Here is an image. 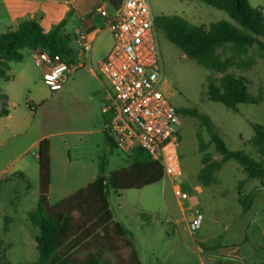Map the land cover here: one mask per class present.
Returning <instances> with one entry per match:
<instances>
[{
  "label": "rangeland",
  "instance_id": "1",
  "mask_svg": "<svg viewBox=\"0 0 264 264\" xmlns=\"http://www.w3.org/2000/svg\"><path fill=\"white\" fill-rule=\"evenodd\" d=\"M248 3L264 13V0ZM148 4L155 18L179 16L193 26L206 28L226 21L237 27L223 11L198 0H148ZM42 26L47 29L45 24ZM108 32L104 29L97 36L90 55L75 53L77 69L58 92L48 90L34 65L33 52L27 49L22 51L20 62L8 63V79L0 80V93L7 95L5 101L0 100V110L4 108L19 118V129L23 132L17 139L10 140L6 135L0 138V239L4 241L0 264H42L31 240L38 230L27 217L37 209V170L31 155L36 149L29 146L38 136H44L49 143L48 205L53 206L90 184L102 164L112 221L132 234L140 264L264 263V185L258 179H246L241 166L230 160L214 174L208 187L200 186L196 175L202 167V155L216 162L221 154L215 151L199 120L178 115L180 182L187 199L178 200L166 178L139 190L115 193L110 188L109 174L128 167L131 160L111 146L104 132L110 119L108 85L93 67L111 48ZM156 41L170 104L175 109H194L205 115L229 151L264 161L250 144L251 124L264 126V58L257 57L252 49L253 65L249 69L228 70L245 79L249 96H261L257 104H238L235 110H230L208 100L205 86L210 72L186 58L158 29ZM70 45L74 47L73 41ZM198 133L206 146L203 153L198 152ZM21 160L29 163L25 169L26 182L16 174ZM248 194L253 198L244 213L239 200L244 202ZM190 208H198L202 214L194 235L183 220ZM89 251H92L89 246H83L73 256L82 258ZM120 252L123 256L128 253L124 247ZM234 256L240 261L234 260ZM104 257L114 262L112 254L107 252ZM229 257L232 260H226Z\"/></svg>",
  "mask_w": 264,
  "mask_h": 264
},
{
  "label": "trees",
  "instance_id": "2",
  "mask_svg": "<svg viewBox=\"0 0 264 264\" xmlns=\"http://www.w3.org/2000/svg\"><path fill=\"white\" fill-rule=\"evenodd\" d=\"M115 10L121 0H106ZM208 6L223 11L236 25L218 21L204 26H193L179 16H161L155 18L156 27L165 39L179 49L183 55L203 67L210 75L206 82V96L209 101L220 103L235 110L238 104H257L261 96H249L246 92L245 79L228 73L229 69H249L253 65L250 50L264 58V13L261 8L251 7L248 0H198ZM59 26L43 32L34 20L21 22L14 31L0 33V80H7L9 62H20L24 49L45 50L62 59L75 62V50L69 40L59 33ZM0 100L6 95L0 93ZM178 115L199 120L209 134L210 143L221 159L216 162L201 157V169L196 175V182L208 187L214 174L227 161L237 162L246 175V179H258L264 185V161L257 162L241 152L229 151L214 130L209 119L194 109H175ZM7 110L1 108L0 117L6 116ZM253 136L251 146L264 159V126L251 124ZM203 153L206 146L199 133L196 136ZM111 146L112 143L110 141ZM37 154V209L28 213L31 225L38 230L35 236V249L42 264H140L134 250L133 236L119 223L112 221V215L105 196L103 165L98 169L95 179L53 206L47 203L50 184L49 143L42 139L36 148ZM128 167L111 172L108 184L115 192L139 190L162 180L160 166L152 162L147 153L135 150L129 156ZM26 182L21 172L16 173ZM239 196H242L240 193ZM253 195L248 194L244 202L240 199L242 212L250 208ZM3 243L0 241V247ZM83 246H89L84 257L76 258L73 252ZM127 255H121V249ZM114 256V262L104 257L105 253ZM1 256V252H0ZM4 264H10L5 262ZM264 264V263H261Z\"/></svg>",
  "mask_w": 264,
  "mask_h": 264
},
{
  "label": "built area",
  "instance_id": "3",
  "mask_svg": "<svg viewBox=\"0 0 264 264\" xmlns=\"http://www.w3.org/2000/svg\"><path fill=\"white\" fill-rule=\"evenodd\" d=\"M104 16L112 44L93 70L107 83L110 119L104 130L113 146L130 156L141 150L157 163L178 200L188 195L181 186L178 156L180 120L168 100V90L156 41V23L148 0H121L117 9ZM91 45L80 44V55H89ZM33 52L34 65L51 92L62 89L77 65L45 50ZM82 67H84L82 65ZM183 220L194 235L202 214L190 208Z\"/></svg>",
  "mask_w": 264,
  "mask_h": 264
},
{
  "label": "crops",
  "instance_id": "4",
  "mask_svg": "<svg viewBox=\"0 0 264 264\" xmlns=\"http://www.w3.org/2000/svg\"><path fill=\"white\" fill-rule=\"evenodd\" d=\"M101 10L108 15H111L113 11L106 0H0V33H4L7 30L14 31L21 22L27 20L36 21L43 32H48L59 26V32L61 31L64 34L69 43L73 41L74 47L70 46L74 48L75 53L80 54V44L82 42L90 43L92 49V44L97 36L106 29ZM43 24L46 25V30H44ZM7 120L8 123L5 122ZM20 123L19 118L13 117L7 111L6 116L0 117V138L5 135L10 140L22 137L23 132L19 129ZM42 139H44V136L36 137L31 142L29 149H36ZM31 155L34 168L37 170V154L35 152ZM20 162L19 172L25 177V169L29 167V163L22 160ZM181 210L183 211L184 209L181 208ZM7 229L4 228V231H7ZM36 235L34 234L31 238L35 252L36 244L34 239ZM0 241L4 242L1 239ZM11 246L9 244V247ZM233 259L240 261L235 256ZM226 260H232V257L226 258Z\"/></svg>",
  "mask_w": 264,
  "mask_h": 264
}]
</instances>
